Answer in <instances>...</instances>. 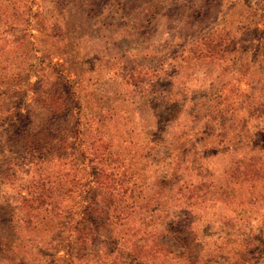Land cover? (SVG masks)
Returning a JSON list of instances; mask_svg holds the SVG:
<instances>
[{"label": "rangeland", "instance_id": "rangeland-1", "mask_svg": "<svg viewBox=\"0 0 264 264\" xmlns=\"http://www.w3.org/2000/svg\"><path fill=\"white\" fill-rule=\"evenodd\" d=\"M0 248L264 264V0H0Z\"/></svg>", "mask_w": 264, "mask_h": 264}, {"label": "trees", "instance_id": "trees-1", "mask_svg": "<svg viewBox=\"0 0 264 264\" xmlns=\"http://www.w3.org/2000/svg\"><path fill=\"white\" fill-rule=\"evenodd\" d=\"M50 99H51L50 101H48L47 99L44 100V102H43L44 105L48 108L55 107V103H56L57 99L54 98L56 100L55 103L51 102L52 97ZM25 137H26L27 141L29 142L31 149L38 151L39 155H44V156L49 155V153H51V152L62 150L68 143V138L66 136L60 137L59 134L54 135L50 129H45V128L42 130H39L37 132H27ZM57 138L59 139V141L56 140ZM54 156L58 157V159H60V160L64 157L63 154H57ZM62 171L63 170H61V172L59 173L60 175L64 174ZM102 173H104V171ZM103 183H105V182L103 181ZM106 200H107L106 204L111 205V203L113 202V196L106 197ZM120 213H121V217L128 218L130 216V213L128 211H120ZM0 250H1V248H0Z\"/></svg>", "mask_w": 264, "mask_h": 264}]
</instances>
